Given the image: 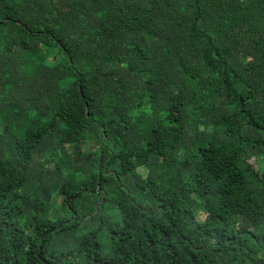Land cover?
Masks as SVG:
<instances>
[{
  "label": "trees",
  "instance_id": "obj_1",
  "mask_svg": "<svg viewBox=\"0 0 264 264\" xmlns=\"http://www.w3.org/2000/svg\"><path fill=\"white\" fill-rule=\"evenodd\" d=\"M0 264H264V0H0Z\"/></svg>",
  "mask_w": 264,
  "mask_h": 264
}]
</instances>
